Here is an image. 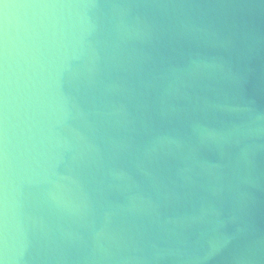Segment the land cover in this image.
Instances as JSON below:
<instances>
[{"label": "clouds", "instance_id": "9594fccd", "mask_svg": "<svg viewBox=\"0 0 264 264\" xmlns=\"http://www.w3.org/2000/svg\"><path fill=\"white\" fill-rule=\"evenodd\" d=\"M58 7L38 90L43 116L16 167L35 178L49 206L70 204L103 220L105 236L145 229L152 264H212L227 238L201 242L198 231L221 214V193L264 148V111L205 95L216 65L191 48L194 29L185 21L173 26L172 51L133 58L130 49L158 38L154 21L131 17L137 5L69 0ZM125 65L131 83L115 70L104 76ZM129 87L138 100L131 109L108 95ZM23 239L14 222V244Z\"/></svg>", "mask_w": 264, "mask_h": 264}, {"label": "water", "instance_id": "95a60500", "mask_svg": "<svg viewBox=\"0 0 264 264\" xmlns=\"http://www.w3.org/2000/svg\"><path fill=\"white\" fill-rule=\"evenodd\" d=\"M69 0H0V264H152L150 235L128 226L112 238L103 220L82 215L72 205L55 208L32 186L35 178L15 165L29 146L43 116L38 91L46 74L48 52L56 39L60 4ZM103 4L119 0H99ZM137 5L131 17L154 21L158 38L130 49L133 58L161 54L177 47L173 26L185 21L194 31L191 48L216 67L208 98L228 97L231 106L264 111V0H127ZM187 48L189 45H183ZM118 71L131 83L132 69ZM130 109L138 105L129 87L109 93ZM221 214L198 231V239L227 242L212 264H264V148L257 147L250 170L220 195ZM23 243L13 242V223ZM18 257L13 259V254Z\"/></svg>", "mask_w": 264, "mask_h": 264}]
</instances>
